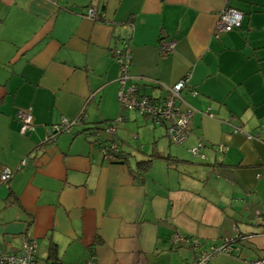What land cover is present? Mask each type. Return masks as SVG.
I'll return each instance as SVG.
<instances>
[{
    "label": "crops",
    "instance_id": "0c3cea01",
    "mask_svg": "<svg viewBox=\"0 0 264 264\" xmlns=\"http://www.w3.org/2000/svg\"><path fill=\"white\" fill-rule=\"evenodd\" d=\"M87 8L101 19L85 18ZM225 8L240 11L241 22L214 38ZM122 38L127 84L145 96L163 97L187 79L179 109L193 116L181 145L169 143L164 126L121 110L113 52ZM161 40L174 41L172 55L160 56ZM28 110L33 125L23 136L17 113ZM81 116L85 125L44 143L50 126ZM119 116L114 137L82 133ZM263 126L264 0H0V176L14 174L0 181L4 252L29 240L51 264L90 256L96 264H196L198 253L206 264L261 260ZM104 141L118 143L120 159L104 157ZM154 154L171 160H153L135 179L137 162ZM228 243L232 253L221 252Z\"/></svg>",
    "mask_w": 264,
    "mask_h": 264
},
{
    "label": "built area",
    "instance_id": "2783aa9c",
    "mask_svg": "<svg viewBox=\"0 0 264 264\" xmlns=\"http://www.w3.org/2000/svg\"><path fill=\"white\" fill-rule=\"evenodd\" d=\"M84 17L93 20L99 21L101 15H98L97 11L93 8H87L84 11ZM242 13L233 10L231 8H225L220 12L217 17L216 24L212 35L214 38H219L222 34L232 32L237 28L241 22ZM119 48L113 52L114 59L118 63L120 68V77L118 79L119 91L117 98L122 110L125 111H135L142 115H145L152 119L156 124H161L166 129V135L168 141L173 146L181 145L189 135V122L193 116V110L186 109L181 111L176 105V101L180 99V93L187 86V79L184 78L177 82L176 84L166 88L167 97L164 99L152 103L146 97H139L136 95L138 89L135 85H128L127 82L130 80L129 67L131 64V54L128 46V41L126 39H120ZM159 53L161 57H167L172 55L175 50L174 41H160ZM192 95L196 93L192 92ZM17 119L21 124L20 134L25 135L30 132L32 129V114L31 110L18 112ZM122 119L119 117L112 124L113 126L105 127L104 132L114 137L116 132V126L121 123ZM75 125V121H70L68 119H62L61 122L54 126L53 129L55 132L59 133H68L71 131L72 127ZM261 136L256 137L257 140H262L264 143V126ZM263 137V139H261ZM250 138V137H249ZM104 157L109 161L117 160L116 155L119 152L117 143L113 142L111 145L105 148H102ZM190 153L195 157L198 154V149H192ZM22 166H25V161L21 162ZM13 172L10 170H5L0 176L1 183H8L13 178ZM261 224L264 226V206L262 212ZM174 242H179L184 244L186 242L191 243L195 250L198 247V242L196 239H182L176 238ZM34 243L29 240H24L23 246L19 253L12 254L0 250V264H37L34 257ZM221 252L230 253V246L226 245L221 249ZM208 257L199 255L196 260V264H206ZM85 264H96V261L91 257L85 261ZM249 264H264V258L258 261H252Z\"/></svg>",
    "mask_w": 264,
    "mask_h": 264
},
{
    "label": "trees",
    "instance_id": "16d2710c",
    "mask_svg": "<svg viewBox=\"0 0 264 264\" xmlns=\"http://www.w3.org/2000/svg\"><path fill=\"white\" fill-rule=\"evenodd\" d=\"M232 9V8H231ZM85 10H87V9H85ZM84 10V11H85ZM233 10H235V9H233ZM240 12V11H239ZM122 39H125V38H122ZM126 41H128V43H129V40H127L126 39ZM162 41V40H161ZM119 43V42H118ZM119 44H118V47L117 48H119ZM128 46H129V50H130V44H128ZM116 48V49H117ZM115 49V50H116ZM114 50V51H115ZM130 54H131V52H130ZM131 56V55H130ZM113 58H114V56H113ZM114 61H115V59H114ZM132 62V61H131ZM115 63H116V61H115ZM117 64V66H118V69H119V77H120V68H119V65H118V63H116ZM130 67H131V64H130ZM130 67H129V73H130ZM119 77H118V79H119ZM118 79H117V83H118ZM132 79V77H131V74H130V80ZM130 80H128V82L130 81ZM129 85H135V84H133V83H130ZM135 86H137V85H135ZM186 88V87H185ZM137 89H138V91H137V93H136V95L137 96H139V97H146L147 99H149V101H151L152 103H155V102H158V101H160V100H162V99H164L165 97H167V90H166V88H165V95L163 96V97H160V98H158V99H151V98H149V97H147V96H145L143 93H142V91H141V88L139 87V86H137ZM184 90V89H183ZM118 91H119V83H118ZM191 93V92H190ZM117 94H118V92H117ZM191 95H192V93H191ZM193 96V95H192ZM194 96H196V95H194ZM118 99V98H117ZM179 101H180V99H178L177 101H176V105L179 107ZM119 102V101H118ZM119 106H120V104H119ZM121 108V107H120ZM122 110V109H121ZM123 111H125V110H123ZM182 111V110H181ZM127 112H129V111H127ZM130 112H135V111H130ZM138 113V112H137ZM208 116H209V114H207ZM143 116H145V115H143ZM119 117H121V116H119ZM146 118H148V119H150L149 117H147V116H145ZM151 121H152V119H150ZM83 121H84V119H83V117L81 116L78 120H76L75 121V125L72 127V129L74 128V127H76V126H78L79 125V123H83ZM154 124H156L154 121H152ZM120 124V123H119ZM82 125H85L84 123L82 124ZM156 125H161V124H156ZM54 126H57V125H53V126H50L49 127V137H47V139H53L52 137V131H55L54 129H53V127ZM163 126V125H162ZM105 125L103 126H100V125H93V126H90V128H88V129H85L82 133H84L85 132V134L87 135V136H92V137H96V140L97 141H99L100 139H101V136H100V132L101 131H103L104 132V130H105ZM106 127H107V125H106ZM71 129V130H72ZM166 130V129H165ZM111 137V136H110ZM100 138V139H99ZM166 138L168 139V137H167V135H166ZM112 140V139H111ZM105 142V144H104V146H103V148H105V147H109L110 145H111V143H113V141H104ZM110 142V143H109ZM117 145H118V143H117ZM118 148H119V145H118ZM116 157H117V160L118 159H120L121 158V153H120V151L118 152V154L116 155ZM155 159H160V160H164V161H169V160H171L169 157H163V156H160L159 154H154V155H151L149 158H148V160H143V161H139V162H137V164H136V166H135V170H134V173L135 174H133L134 175V177H135V179H137L138 177H140V176H142L143 177V175L144 174H146V172L150 169V167H151V163L153 162V160H155ZM180 163H182L181 161H179ZM264 206V205H263ZM263 206H262V209H263ZM263 218V217H262ZM262 218H261V220H262ZM260 220V221H261ZM260 225L264 228V226L260 223ZM240 239H239V237L236 239V240H233L232 242H234V243H237V241H239ZM240 242V241H239ZM232 244L233 243H228L227 245L228 246H230V248H231V252L230 253H232V251H233V249H234V247L232 246ZM192 245V244H191ZM229 253V254H230ZM199 255H201V253H198V254H196V256L194 257V261L196 262V260H197V258L199 257ZM34 257H35V260H36V262H37V264H51V263H49L48 262V260H46V261H39L37 258H36V256H35V252H34ZM50 257H51V254H50ZM91 257H93V256H90L89 258H91ZM89 258H87V259H89ZM93 259H94V257H93ZM50 260V259H49ZM256 261H258V260H256ZM250 263V262H249ZM248 263V264H249Z\"/></svg>",
    "mask_w": 264,
    "mask_h": 264
},
{
    "label": "rangeland",
    "instance_id": "374dc122",
    "mask_svg": "<svg viewBox=\"0 0 264 264\" xmlns=\"http://www.w3.org/2000/svg\"><path fill=\"white\" fill-rule=\"evenodd\" d=\"M215 24H216V22H215ZM214 27H215V25H214ZM214 27H213V30H214ZM212 32H213V31H212ZM135 133H136V130L134 131V134H135ZM103 134H104V132L101 131V132H100V135H103ZM134 134H131V135L134 136ZM164 141L167 142L166 138H164ZM170 148H173V147L170 146ZM223 148H224L223 146H219L218 149L223 150ZM116 159H117V158H116ZM258 188H259V191H260L261 196H264V178L261 180V183L259 184Z\"/></svg>",
    "mask_w": 264,
    "mask_h": 264
},
{
    "label": "water",
    "instance_id": "95a60500",
    "mask_svg": "<svg viewBox=\"0 0 264 264\" xmlns=\"http://www.w3.org/2000/svg\"><path fill=\"white\" fill-rule=\"evenodd\" d=\"M52 138L54 139V140H56L60 135H62V134H64V133H62V132H59V133H57V132H55V131H52ZM48 141H50L49 139H46V140H44V143H46V142H48Z\"/></svg>",
    "mask_w": 264,
    "mask_h": 264
}]
</instances>
